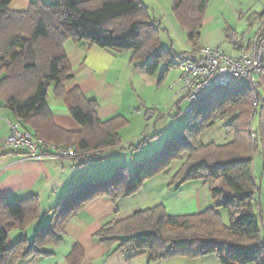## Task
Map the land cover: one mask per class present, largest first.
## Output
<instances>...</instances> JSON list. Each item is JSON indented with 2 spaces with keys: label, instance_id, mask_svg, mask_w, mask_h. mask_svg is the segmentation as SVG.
<instances>
[{
  "label": "trees",
  "instance_id": "obj_1",
  "mask_svg": "<svg viewBox=\"0 0 264 264\" xmlns=\"http://www.w3.org/2000/svg\"><path fill=\"white\" fill-rule=\"evenodd\" d=\"M13 1L0 0V101L25 130L50 144L73 148L71 161L86 160L79 167L121 149L120 132L129 122L121 116L100 120L97 100L87 98L78 87L67 90L75 78L64 48L67 42H87L116 54L132 53L130 63L148 75L164 70L159 85L173 68L179 69L182 60L196 61L193 53L202 50L199 43L208 0H197L188 15L182 13L186 0H173L194 51L184 58L161 47L160 28L141 0H36L23 12L9 9ZM255 16L262 19L264 13ZM226 32L232 46L243 44L234 30ZM260 82L264 88V60ZM52 84L56 99L66 105L80 131L65 130L55 122L48 104ZM254 111L253 96L246 87L231 84L210 89L192 107L181 136L138 161L133 173L119 167L110 178L74 187L50 212V225L35 231L32 242L23 239L12 247L7 245L11 233L25 232L40 220V198L17 203L1 198L0 264L50 257L47 248L62 245L66 227L88 204L107 198L117 207L146 182L168 173L175 163L180 168L170 187L178 191L190 182L203 181L209 186L212 206L182 216L169 215L163 205L138 211L124 221L106 224L95 236L98 241L109 251H148L150 263L214 256L220 264H264V227L257 213L261 188L254 172L260 152L264 163V99ZM255 116H259L256 134L251 129ZM218 118L230 119L225 127L234 139L204 145L202 133ZM220 210L228 212L229 224ZM83 257L84 252L76 247L69 264H81Z\"/></svg>",
  "mask_w": 264,
  "mask_h": 264
},
{
  "label": "crops",
  "instance_id": "obj_2",
  "mask_svg": "<svg viewBox=\"0 0 264 264\" xmlns=\"http://www.w3.org/2000/svg\"><path fill=\"white\" fill-rule=\"evenodd\" d=\"M35 1L14 0L9 9L15 12L27 11L30 4ZM64 48L75 75L67 90L78 87L87 98L97 100L98 117L102 121L117 116L124 117L129 125L120 132L121 138L122 134L128 133L133 127L136 116L140 114L145 116L147 111L156 109L155 106L159 102L149 98L153 93L159 94L157 74L148 75L144 70L132 65L130 63L132 53L116 54L97 46H90L87 42L74 44L70 41ZM198 54L200 57H194L195 60L201 59V54L199 52ZM227 54L235 56L237 53L232 46ZM55 102L57 104H51L49 97L48 104L55 122L63 128L60 123L63 122L61 115L68 120V109L62 101ZM144 121L149 122L145 117ZM15 122L18 121L0 101V199L6 197L10 202L17 203L37 196L41 200L42 213L45 209L51 208L48 211L50 213L74 187L84 182L98 180L95 176L102 170L96 166L81 168L74 162L51 160L38 162L25 158L23 150L7 147L5 142L10 132V124ZM143 127L144 125L134 131L141 132ZM178 170L179 168L174 172L171 169L168 173L149 180L136 195L121 200L117 207L107 198L94 200L66 227L62 245L47 248L52 254L50 257L24 260L18 264H69L68 258L76 247L84 252L81 264H103L109 260L111 251L95 236L106 224L124 221L138 211L160 205H163L171 216L199 214L210 208L212 206L210 189L203 181L190 182L178 191L170 187ZM49 213L40 218L37 226L34 224L25 232L11 233L8 247L23 239L32 242L35 231L48 224L49 217L52 216Z\"/></svg>",
  "mask_w": 264,
  "mask_h": 264
},
{
  "label": "rangeland",
  "instance_id": "obj_3",
  "mask_svg": "<svg viewBox=\"0 0 264 264\" xmlns=\"http://www.w3.org/2000/svg\"><path fill=\"white\" fill-rule=\"evenodd\" d=\"M141 2L149 9L150 17L160 28L159 38L163 49L171 51L177 57L181 58H184L194 52L188 41V32L181 26L174 11L173 0H141ZM196 4L197 0H186L182 8V13L185 15L190 14ZM262 13H264V0H208V10L206 12L203 29L201 30L199 46L201 48H218L225 53H229L232 48V45L227 40L226 31L229 29H232L237 33L238 40H241L242 38L244 39L243 44L249 43L255 35L254 31L256 28H259L261 23L264 22V17L259 19L255 15ZM233 47L236 51L237 46ZM193 54L197 58L200 57L198 53ZM178 61V59L175 60V62ZM163 71V69H160L157 73L158 81H160ZM179 76V69L173 68L163 84L159 85V94L153 93V96L149 98L157 103L159 102L155 106L156 109L153 108L154 110H151L155 114L151 121H144V117L146 118V115L143 116V114H140L139 116H136L133 127L128 131V133L126 132L121 135V149L115 150L109 155L103 157L102 159L104 161L101 159L96 163H90L89 165L84 166L86 168L96 166L98 169H101L102 171L97 172L100 174L95 176L98 177V180L100 178H110L115 174V168L119 166H124L128 168L131 173H133L135 164L138 161H142L156 154L170 139L182 135L183 129L190 118V114H185V110L190 106V104L182 100L180 92L181 88L179 85H177L173 90L170 89L171 86L178 83ZM54 90L55 85L52 84L49 88V97L50 103L53 105L57 104L55 101H58L55 97ZM253 107L255 109L254 113H256L259 107L256 109L254 102ZM58 117L60 119V116ZM61 118L63 119V122L61 120H59V122L61 121L60 123L65 130H81V127L73 119L69 111V121L65 120L62 115ZM228 121H230L229 118L225 120H219L218 118L216 120V124L212 128H209L202 133V143L204 145L212 143L222 145L232 141L234 139V135L225 127V124ZM252 122L251 129L253 133L256 134L255 130L257 129L259 116H255ZM143 125L144 129H142L141 132L134 131ZM136 136L138 137L134 139ZM253 137H255L254 134ZM143 141H145V143H143ZM260 153L262 154V152ZM261 154H258L255 159L254 172L261 188L259 197L260 206L257 209V213L264 227V178H262L264 163ZM84 161H86L84 158H80L76 163L77 165H80V163ZM62 162L67 163L73 161L62 160ZM177 168H180V163H175L171 169L175 172ZM50 209L51 208L45 209L43 213L41 210V217L47 216ZM219 212L223 217L225 224H229L228 212L226 210H220ZM51 219L52 216L49 217L48 224H44L43 226H49ZM37 224H39V222H36L34 226H37ZM109 257V260L105 261L107 262L106 264H220L218 259L214 256L193 260L185 257H177L156 263H150L148 251L129 252L124 250H112Z\"/></svg>",
  "mask_w": 264,
  "mask_h": 264
},
{
  "label": "built area",
  "instance_id": "obj_4",
  "mask_svg": "<svg viewBox=\"0 0 264 264\" xmlns=\"http://www.w3.org/2000/svg\"><path fill=\"white\" fill-rule=\"evenodd\" d=\"M236 53L233 56L218 48H204L200 52V60L180 62L178 83L170 89L180 86L183 100L190 104L185 114H190L192 107L210 89L231 84L246 87L253 96L256 109L259 107V100L264 99V88L260 82L264 60V22L249 43L236 48ZM154 116V112H147V121ZM5 143L9 148L23 150L25 158L38 162L70 160L75 153L73 148L58 147L42 140L25 130L19 122L10 124Z\"/></svg>",
  "mask_w": 264,
  "mask_h": 264
}]
</instances>
